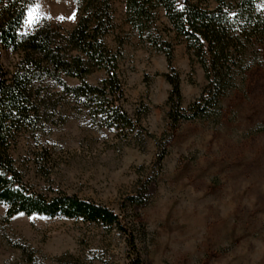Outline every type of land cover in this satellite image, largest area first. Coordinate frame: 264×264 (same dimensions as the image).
<instances>
[{
    "label": "rangeland",
    "instance_id": "obj_1",
    "mask_svg": "<svg viewBox=\"0 0 264 264\" xmlns=\"http://www.w3.org/2000/svg\"><path fill=\"white\" fill-rule=\"evenodd\" d=\"M79 1L33 0L21 32L42 27L68 33L79 19ZM111 4L113 27L104 42L120 52V103L135 128L106 127L85 102L47 80L40 87L48 96L39 121L19 147V158L35 152L50 156L41 169L27 162L31 189L47 196L76 194L119 212L139 182L151 178L148 204L126 205L142 264H264V41L247 46L249 58L216 118L184 121L173 131L166 104L171 87L163 77L169 71L166 57L126 21L125 0ZM257 6L264 13V0ZM166 27L159 10L151 32L173 46L171 65L186 109L207 80L183 38ZM16 58L6 51L1 61L10 69ZM104 77L98 69L86 81L97 85ZM61 79L80 83L63 74ZM6 208L0 204V264H128L124 237L115 228L60 215L8 218Z\"/></svg>",
    "mask_w": 264,
    "mask_h": 264
},
{
    "label": "trees",
    "instance_id": "obj_2",
    "mask_svg": "<svg viewBox=\"0 0 264 264\" xmlns=\"http://www.w3.org/2000/svg\"><path fill=\"white\" fill-rule=\"evenodd\" d=\"M32 1L0 0V204L7 206L8 218L18 213L60 215L115 228L124 237L128 264H142L131 227L134 223L130 221L129 225L126 218V205L148 204L151 178L139 182L119 212L76 194L57 192L47 196L35 192L26 180L28 161L41 169L50 159L42 152L19 158L22 139L39 121L40 106L48 96L40 87L49 79L60 84L70 98L85 102L106 127L119 131L135 128L134 120L120 103V52L110 50L104 42L113 27L111 0H80L79 19L66 34L42 27L22 33ZM159 10L169 24L165 30L183 38L207 80L203 91L186 109L182 107L179 74L171 65L173 46L151 32ZM125 12L126 21L139 38L148 40L166 57L169 71L163 77L171 87L166 104L173 131L184 121L216 118L222 98L249 58L247 46L264 41V13L258 9L257 0H125ZM6 51L17 55L10 69L1 61ZM98 69L105 71V77L97 85L88 83L86 76ZM61 74L80 83L68 85ZM164 156L162 150L158 161ZM136 222L141 223L138 218Z\"/></svg>",
    "mask_w": 264,
    "mask_h": 264
},
{
    "label": "snow or ice",
    "instance_id": "obj_3",
    "mask_svg": "<svg viewBox=\"0 0 264 264\" xmlns=\"http://www.w3.org/2000/svg\"><path fill=\"white\" fill-rule=\"evenodd\" d=\"M36 18H37V16L36 15H33L31 13V10H30V22H34ZM47 18H51V17H47ZM60 19H63V17H60Z\"/></svg>",
    "mask_w": 264,
    "mask_h": 264
}]
</instances>
